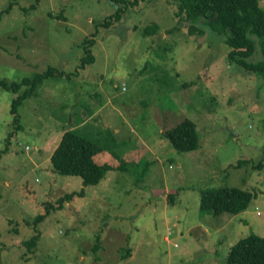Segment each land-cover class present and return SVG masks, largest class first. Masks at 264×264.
I'll return each mask as SVG.
<instances>
[{"label":"rangeland","instance_id":"1","mask_svg":"<svg viewBox=\"0 0 264 264\" xmlns=\"http://www.w3.org/2000/svg\"><path fill=\"white\" fill-rule=\"evenodd\" d=\"M34 3L0 0V79L32 78L48 66L61 74L22 102L17 122L10 102L23 89L0 86V149L8 135L0 151V264H226L239 239L264 237V80L230 59L223 34L209 26L191 34L169 0L139 1L110 26L98 24L117 8L111 0ZM258 6L264 12V0ZM150 24L158 30L142 34ZM85 51L93 59L80 67ZM173 104L183 112L177 122L196 126L191 150L155 135L161 110ZM86 116L87 125L69 126ZM66 129L100 145L98 163L110 162L111 143L125 135L124 168L107 169L88 186L54 170L50 154ZM146 140H165L157 158ZM223 186L255 196L237 214L201 210L199 192ZM81 188L82 196L57 207L60 195ZM34 234L29 251L24 241Z\"/></svg>","mask_w":264,"mask_h":264},{"label":"trees","instance_id":"2","mask_svg":"<svg viewBox=\"0 0 264 264\" xmlns=\"http://www.w3.org/2000/svg\"><path fill=\"white\" fill-rule=\"evenodd\" d=\"M39 1L35 0L34 5H30V7L36 8ZM111 1L118 5L117 8L98 25L110 26L120 22L126 8L132 7L142 0ZM169 3L176 4L174 14L178 18V24L182 20L191 22L188 25V31L193 35L203 33L202 26H209L210 29L223 34L224 43L229 47L230 59L244 70L261 75L264 80V12L258 6V0H169ZM197 18L202 19L200 26H196L194 23ZM156 30L158 29L155 24H150L142 29V34L150 35ZM252 35L257 38L260 54L259 59L255 62L250 60L255 51V40L252 39ZM87 41H91V38L83 39L84 43ZM84 53L80 57V67L93 59L91 54L86 51ZM56 74L60 75L61 72L55 67L48 66L45 71L35 74L32 78L24 77L19 81L9 83L0 79L1 88L11 93L16 94L23 89V93L10 102L9 114L12 116V121H18V108L22 102L32 96V92L45 78ZM18 127L20 126L18 125ZM107 134L112 135V132ZM163 134L177 150H191L198 145L195 124L190 119L185 118L179 121L173 127L166 129ZM7 136L0 151L6 148ZM115 140L111 143L110 153L113 157H118L120 162L116 166L111 162L98 163L94 161L93 155L100 150V145L86 136L66 129L60 134L59 141L50 154L51 166L59 173L79 175L82 186L94 185L105 170L113 167L124 168L125 161L121 162V156L115 153ZM262 162L263 160L259 159L256 165H261ZM73 195L82 196L83 189L60 195L57 207L63 201H68ZM254 196L255 193L247 189L229 186L201 190L199 192V207L214 215L221 212L237 214L247 208ZM48 211L49 207H46L44 214L37 215L35 223L42 220ZM37 238L38 234H34L24 241L29 251L33 250ZM94 238L92 249L98 248V236L95 235ZM129 252L126 251L122 256L128 257ZM225 261L226 264H264V237L250 233L239 239L230 247Z\"/></svg>","mask_w":264,"mask_h":264},{"label":"crops","instance_id":"3","mask_svg":"<svg viewBox=\"0 0 264 264\" xmlns=\"http://www.w3.org/2000/svg\"><path fill=\"white\" fill-rule=\"evenodd\" d=\"M174 98H171V101H173ZM173 108H170V109H162L161 110V114H162V117L164 118V123L160 122L159 125H158V132H156V137L158 136V134H163V132L170 128V127H173L174 125H176L178 122L177 120H179L183 115V112L179 111L178 112V108H176V104H173ZM169 112H173L174 114H169ZM180 115V116H178ZM88 117L86 116L85 119H83V117H78L76 121H73L71 123H68L69 126H84V125H87V120ZM185 119V118H184ZM187 119V118H186ZM183 120V119H182ZM177 122V123H175ZM175 123V124H174ZM105 125H103L102 127H104ZM196 128V126H195ZM105 129V128H104ZM117 130V131H116ZM64 131V130H63ZM115 132H119L118 129H115L114 130ZM130 132V131H129ZM118 134V133H117ZM197 134V133H196ZM116 147H115V153L117 155H120L121 157H126L128 158L129 157V154H126L125 152V147H126V150L129 151L130 150V146H128V140L125 139V135H122L120 137H116ZM118 141V142H117ZM151 142V140L149 141ZM152 142H155V144H149L148 141L146 140L145 143L147 145V147H145L147 149V152L149 153V156L151 157H154V158H157V155H158V150L159 148L161 147V144H165V140L164 141H152ZM162 142V143H160ZM148 143V144H147ZM164 147V146H163ZM167 147V146H166ZM151 150H155L157 151V153L151 155ZM98 153V152H97ZM102 153V152H101ZM129 153V152H128ZM111 159H110V162L112 165L116 166L119 162H114L115 160L118 161V157H113L111 156ZM125 160V159H124ZM103 161V160H102ZM125 162L127 163V160H125ZM124 162V163H125ZM130 255V254H129Z\"/></svg>","mask_w":264,"mask_h":264},{"label":"built area","instance_id":"4","mask_svg":"<svg viewBox=\"0 0 264 264\" xmlns=\"http://www.w3.org/2000/svg\"><path fill=\"white\" fill-rule=\"evenodd\" d=\"M25 148H28V145H25ZM164 240H168L167 236L164 237Z\"/></svg>","mask_w":264,"mask_h":264}]
</instances>
